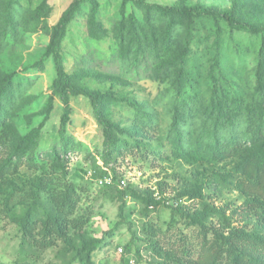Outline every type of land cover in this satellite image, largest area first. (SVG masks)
<instances>
[{"label":"rangeland","instance_id":"obj_1","mask_svg":"<svg viewBox=\"0 0 264 264\" xmlns=\"http://www.w3.org/2000/svg\"><path fill=\"white\" fill-rule=\"evenodd\" d=\"M72 2L0 0V264H231L222 239H264V162L242 140L264 123V0L81 4L61 62L73 87L109 94L103 116L124 131L111 154L91 101L54 91L48 44ZM253 259L264 250L239 264Z\"/></svg>","mask_w":264,"mask_h":264},{"label":"trees","instance_id":"obj_2","mask_svg":"<svg viewBox=\"0 0 264 264\" xmlns=\"http://www.w3.org/2000/svg\"><path fill=\"white\" fill-rule=\"evenodd\" d=\"M89 2L91 0H73L70 6L63 13L61 19L58 24L53 27L51 32V37L48 44V49L52 54L55 70H56V80L54 84V91L59 96L63 106L68 108V96L70 94H81L87 97L95 110V116L98 124L102 130L103 142L102 146L104 151L111 154L112 152H118V144L120 142L119 136L124 133L122 129L119 128L117 124L112 122L110 119L103 116L102 105L105 98L109 96L108 93L103 94H94L87 91L84 88H75L70 83L69 76L64 72L61 56H60V44L65 36L68 25L70 24L72 18L75 13L81 6L83 2ZM167 11L176 12V13H184L187 12L185 8L171 6L164 7ZM204 13L213 18H221L223 19L227 25L232 29H246L247 31L257 33L259 29L249 25L247 22H241L235 20L228 13H220L215 10L205 9ZM264 30V27H263ZM186 51L180 55V64L177 67V77H181L183 74V56L186 54ZM221 111V110H220ZM67 115H63L62 123L66 120ZM174 121L177 122V118H173ZM247 133L242 138L244 143H248L252 148V157L258 161L264 162V142L260 144V141L264 138V123L259 118V121H248L247 125ZM240 139L232 141V145L228 148L224 147V144L219 142L218 140H214L210 145V150L208 152L215 157L217 160H223L227 156L235 155L239 152L241 148ZM207 150V149H206ZM15 156H19L16 153ZM254 189L257 190L264 197V183L261 182H252ZM222 242L227 244L232 251L233 260L231 264H239L242 261L244 255L254 254L258 252L259 248L264 250V239L251 238L245 236L244 234L235 232L232 236L222 239ZM88 259V257H87ZM89 264H92L88 260ZM210 264H217L215 262H211ZM251 264H262L260 261H256V259L251 260Z\"/></svg>","mask_w":264,"mask_h":264}]
</instances>
